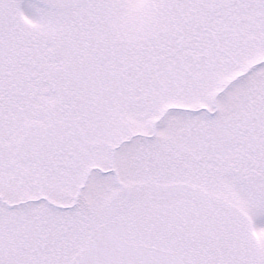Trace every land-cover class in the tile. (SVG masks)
<instances>
[{
    "label": "snow or ice",
    "instance_id": "obj_1",
    "mask_svg": "<svg viewBox=\"0 0 264 264\" xmlns=\"http://www.w3.org/2000/svg\"><path fill=\"white\" fill-rule=\"evenodd\" d=\"M0 264H264V0H0Z\"/></svg>",
    "mask_w": 264,
    "mask_h": 264
}]
</instances>
